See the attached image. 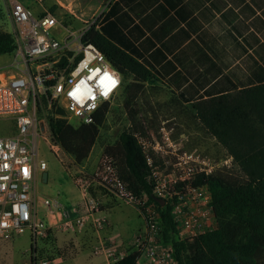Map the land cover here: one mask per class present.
<instances>
[{
    "label": "built area",
    "instance_id": "1",
    "mask_svg": "<svg viewBox=\"0 0 264 264\" xmlns=\"http://www.w3.org/2000/svg\"><path fill=\"white\" fill-rule=\"evenodd\" d=\"M113 1L105 0L89 21L75 28L71 25L76 17L72 2L55 0L53 5L46 6V0H8L14 27L11 35L15 73L0 70V122L7 124L10 133L0 132V239L12 241L29 233L32 241H36L47 237L52 229L76 233L90 219L98 229L106 225L85 173L72 178L82 202V212L77 217L57 198L41 196L37 181L48 169L46 161L40 158L41 142L48 141L56 155L63 152L52 140L45 114L51 111L55 119L62 118L73 126V121L78 126L90 125L96 114L120 93L121 73L97 47L84 41L90 28H100ZM33 6L40 11L35 13ZM59 109L65 111L63 116L57 114ZM135 138L154 182V201L146 194L136 195L122 179L115 159L104 155L92 179L124 204L138 209L145 227L134 237L132 252L112 246L97 249V253L104 252L108 264H118L133 253L139 254L136 264H178L173 246L164 239L155 198L170 207L177 240L192 243L216 231L219 226L212 194L207 186H196L194 182L198 176H211L232 168L233 158L228 154L215 159L202 153L183 152L169 133L163 134L162 141L151 132L136 134ZM50 216L56 218L53 224ZM29 264L51 263L32 258Z\"/></svg>",
    "mask_w": 264,
    "mask_h": 264
},
{
    "label": "crops",
    "instance_id": "2",
    "mask_svg": "<svg viewBox=\"0 0 264 264\" xmlns=\"http://www.w3.org/2000/svg\"><path fill=\"white\" fill-rule=\"evenodd\" d=\"M116 1L106 11L113 12L106 23L110 38L150 68L154 83L183 105L264 80V0H123L119 6ZM78 174L49 197L73 217L82 212L80 191L72 183ZM100 198L107 221L102 229L90 219L76 233L52 229L36 241L29 233L0 239V263L29 264L37 258L51 264H108L97 249L118 246L132 252L134 237L145 227L141 213L116 199ZM55 220L50 216V223Z\"/></svg>",
    "mask_w": 264,
    "mask_h": 264
},
{
    "label": "trees",
    "instance_id": "3",
    "mask_svg": "<svg viewBox=\"0 0 264 264\" xmlns=\"http://www.w3.org/2000/svg\"><path fill=\"white\" fill-rule=\"evenodd\" d=\"M121 1L114 4L119 6ZM112 15L111 10L106 13L100 28H90L84 41L97 47L123 79H132L133 85L155 82L150 68L110 38L106 23ZM14 49L12 35L0 30V56H10ZM42 102L47 108L45 97ZM190 106L201 126L233 158L244 180L231 183L218 175L196 178L194 184L207 186L212 194L219 227L192 243L177 240L170 207L156 203L164 239L173 246L178 264H264V80L252 81L241 90L199 99ZM108 112L106 104L92 124L78 127L62 118H50L53 142L77 165H82L98 141ZM57 114L63 116L65 111L59 109ZM133 124L134 128L122 132L104 155L115 159L122 179L136 195L146 194L154 201V182L134 134L141 126L136 121ZM138 257V253H133L118 264H136Z\"/></svg>",
    "mask_w": 264,
    "mask_h": 264
},
{
    "label": "rangeland",
    "instance_id": "4",
    "mask_svg": "<svg viewBox=\"0 0 264 264\" xmlns=\"http://www.w3.org/2000/svg\"><path fill=\"white\" fill-rule=\"evenodd\" d=\"M72 2L73 12L76 17L71 21L75 28L81 27L98 11L105 0H62ZM55 0H46V6H51ZM35 13L40 11L38 6L32 7ZM13 25L9 17L8 0H0V30L11 34ZM13 55L0 56V70L7 74L15 73L12 67ZM40 116H44L40 112ZM46 119L53 117L48 111ZM54 118V117H53ZM134 118V119H133ZM141 126L134 134L153 133L155 138L162 141L164 133H169L175 144H180L182 151L186 153H202L207 157L215 159L224 158L225 150L212 138L195 118V112L191 106L183 105L168 89L158 83L149 82L145 84H132V79H123L122 88L116 99L109 105V112L105 117L100 135L88 159L82 165H77L74 160L68 157L63 151L56 155L50 150L49 142L42 141L40 144V158L47 163L48 179L44 177L37 181L38 193L43 197L57 196L58 193L71 182V176L76 173H85L84 177L89 181L91 195L98 201L100 208L104 211L100 196L119 199L92 179L94 172L101 166L105 149L113 147L124 131L132 130L134 122ZM76 127V122H72ZM7 124L0 122V132L3 135H10ZM165 158H169L165 156ZM162 161L161 158L158 159ZM80 166V167H79ZM215 175L224 178L231 183H238L244 180L238 168L219 171ZM124 204V203H123ZM126 206V204H125ZM128 206V205H127ZM132 207V206H130ZM136 209L135 207H132ZM137 219V217H136ZM5 264V262H1Z\"/></svg>",
    "mask_w": 264,
    "mask_h": 264
},
{
    "label": "water",
    "instance_id": "5",
    "mask_svg": "<svg viewBox=\"0 0 264 264\" xmlns=\"http://www.w3.org/2000/svg\"><path fill=\"white\" fill-rule=\"evenodd\" d=\"M43 177H44V181L46 182L47 181V179H48V175H47V173H45L44 175H43ZM155 201L159 204V205H161V206H165V201H163V200H161V199H156L155 198Z\"/></svg>",
    "mask_w": 264,
    "mask_h": 264
}]
</instances>
